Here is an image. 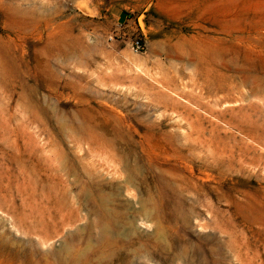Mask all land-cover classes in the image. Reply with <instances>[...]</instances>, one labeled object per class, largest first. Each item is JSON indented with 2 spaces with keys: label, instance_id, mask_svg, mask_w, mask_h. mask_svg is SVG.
<instances>
[{
  "label": "rangeland",
  "instance_id": "1",
  "mask_svg": "<svg viewBox=\"0 0 264 264\" xmlns=\"http://www.w3.org/2000/svg\"><path fill=\"white\" fill-rule=\"evenodd\" d=\"M0 264H264V0H0Z\"/></svg>",
  "mask_w": 264,
  "mask_h": 264
},
{
  "label": "crops",
  "instance_id": "2",
  "mask_svg": "<svg viewBox=\"0 0 264 264\" xmlns=\"http://www.w3.org/2000/svg\"><path fill=\"white\" fill-rule=\"evenodd\" d=\"M116 20L119 25H130L133 28H135L133 25V19L132 17H130V14H128L127 12L124 11L120 12L116 16Z\"/></svg>",
  "mask_w": 264,
  "mask_h": 264
},
{
  "label": "built area",
  "instance_id": "3",
  "mask_svg": "<svg viewBox=\"0 0 264 264\" xmlns=\"http://www.w3.org/2000/svg\"><path fill=\"white\" fill-rule=\"evenodd\" d=\"M133 45H134V48H135L137 51H143L144 48H145L142 39H136V40H134Z\"/></svg>",
  "mask_w": 264,
  "mask_h": 264
},
{
  "label": "bare ground",
  "instance_id": "4",
  "mask_svg": "<svg viewBox=\"0 0 264 264\" xmlns=\"http://www.w3.org/2000/svg\"><path fill=\"white\" fill-rule=\"evenodd\" d=\"M237 40H238V39H237ZM222 118H223V117H222ZM222 120H223V119H222ZM224 121H225V120H224ZM143 218L146 219V216H144ZM110 227H111V226H110ZM106 234H107V231H106V228H104V235H106ZM130 241H131V240H130ZM106 248H107V247H106ZM109 249H110V248H109ZM102 251H104V250H102ZM84 254H85V253H84ZM92 258H93V257H92ZM174 258H176V257H174ZM176 259H177V258H176ZM192 259H193V258H192ZM201 259H202V258H201ZM173 260H174V259H173ZM173 260H172V261H173ZM197 261H198V260H197ZM173 262H174V261H173ZM173 262H172V263H173Z\"/></svg>",
  "mask_w": 264,
  "mask_h": 264
}]
</instances>
